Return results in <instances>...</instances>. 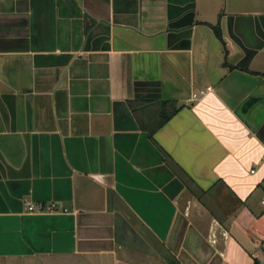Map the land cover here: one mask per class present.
Returning <instances> with one entry per match:
<instances>
[{
    "label": "crops",
    "instance_id": "0c3cea01",
    "mask_svg": "<svg viewBox=\"0 0 264 264\" xmlns=\"http://www.w3.org/2000/svg\"><path fill=\"white\" fill-rule=\"evenodd\" d=\"M263 199L264 0H0V264H264Z\"/></svg>",
    "mask_w": 264,
    "mask_h": 264
},
{
    "label": "built area",
    "instance_id": "2783aa9c",
    "mask_svg": "<svg viewBox=\"0 0 264 264\" xmlns=\"http://www.w3.org/2000/svg\"><path fill=\"white\" fill-rule=\"evenodd\" d=\"M204 89H199L198 91L192 92L191 93V98L192 99H196L200 94H203ZM261 202L264 204V199L261 200ZM32 209V205H27V210H31Z\"/></svg>",
    "mask_w": 264,
    "mask_h": 264
},
{
    "label": "trees",
    "instance_id": "16d2710c",
    "mask_svg": "<svg viewBox=\"0 0 264 264\" xmlns=\"http://www.w3.org/2000/svg\"><path fill=\"white\" fill-rule=\"evenodd\" d=\"M215 35H216L217 37L219 36L218 31H215ZM172 111H174V110H172ZM172 111H171V112H172ZM169 115H170V113H166L165 116L163 117V119L160 121V123L164 122V121L169 117ZM173 264H177V263H173ZM252 264H261V263L259 262L258 259L253 258V262H252Z\"/></svg>",
    "mask_w": 264,
    "mask_h": 264
},
{
    "label": "water",
    "instance_id": "95a60500",
    "mask_svg": "<svg viewBox=\"0 0 264 264\" xmlns=\"http://www.w3.org/2000/svg\"><path fill=\"white\" fill-rule=\"evenodd\" d=\"M215 37H216V35H215ZM226 48V47H225ZM223 51H225V50H223Z\"/></svg>",
    "mask_w": 264,
    "mask_h": 264
}]
</instances>
